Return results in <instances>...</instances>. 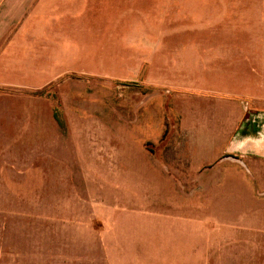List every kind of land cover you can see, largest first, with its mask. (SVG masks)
<instances>
[{"label":"rangeland","instance_id":"obj_1","mask_svg":"<svg viewBox=\"0 0 264 264\" xmlns=\"http://www.w3.org/2000/svg\"><path fill=\"white\" fill-rule=\"evenodd\" d=\"M237 2L84 0L68 32L83 69L0 85V232L141 264H264V180L231 153L193 171L196 129L171 111L173 96L237 100ZM247 106L239 152L264 102Z\"/></svg>","mask_w":264,"mask_h":264},{"label":"crops","instance_id":"obj_2","mask_svg":"<svg viewBox=\"0 0 264 264\" xmlns=\"http://www.w3.org/2000/svg\"><path fill=\"white\" fill-rule=\"evenodd\" d=\"M83 8L84 0H0V85L28 81L30 87L37 89L69 72L82 70L78 57L69 58L70 43L77 39L70 37L68 32L78 30L75 20L79 12L83 13ZM237 20V100L230 103L228 97L223 96L215 100L209 95L177 99L173 96L171 111L179 116L181 129H196L191 134L198 138L193 139L192 148L188 147L193 153L188 166L193 171L222 162L231 153L250 174L262 181L264 108L252 107L259 113L250 114L256 118L251 119L252 136H248L251 138L248 140L252 143L246 147L256 149L252 140L255 137L262 149L254 154L246 148L239 152L244 141L235 140L234 132L238 131L245 110L249 108L245 104L251 101L262 107L264 102V0H238ZM71 22L72 27L68 25ZM58 51L59 58L54 60ZM73 54L79 55L78 52ZM192 108L196 114L190 111ZM124 149L125 154H129L131 148L125 145ZM42 239L54 238L0 232V264H141L129 259L133 254L123 249L37 242Z\"/></svg>","mask_w":264,"mask_h":264}]
</instances>
